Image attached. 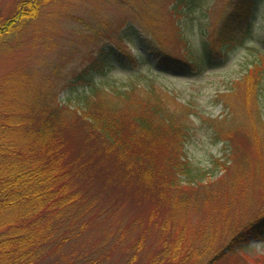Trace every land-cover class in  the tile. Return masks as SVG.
Instances as JSON below:
<instances>
[{"label": "trees", "instance_id": "obj_1", "mask_svg": "<svg viewBox=\"0 0 264 264\" xmlns=\"http://www.w3.org/2000/svg\"><path fill=\"white\" fill-rule=\"evenodd\" d=\"M219 2L172 0L168 11L155 17L169 22L168 39L158 33L157 22L146 19L125 21L114 37L117 41L103 32L108 42L99 46L96 58L72 73L69 98L57 100L49 78V86L34 87L14 71L0 77V264H115L112 255L121 243V264H214L218 252L194 253L212 245V230L198 225V237L190 235L187 227L192 225L175 213L174 232L151 254L142 248V238L128 242L121 225H109L110 207L99 209L86 187L99 183L101 191H110L111 182H119L140 187L148 202L169 205L199 199L206 171H193L185 146L201 114L179 79L215 71L245 48L251 58L240 65L242 71L228 90L241 81L257 110L264 94V26L259 22L264 0H235L216 13ZM27 3L22 0L10 16H0V47L25 22L26 12L20 10ZM134 23L150 30L142 32ZM195 29L210 36L199 46L189 38ZM151 64L179 79H158ZM112 68L126 73L121 83L101 73ZM218 96L217 102L229 106L228 93ZM210 124L212 137L229 140L230 129ZM114 174L119 178L112 179ZM260 211L229 235L235 238L252 226L264 228V209ZM95 223L102 224L96 234L91 232ZM180 239L191 243L178 261Z\"/></svg>", "mask_w": 264, "mask_h": 264}, {"label": "rangeland", "instance_id": "obj_2", "mask_svg": "<svg viewBox=\"0 0 264 264\" xmlns=\"http://www.w3.org/2000/svg\"><path fill=\"white\" fill-rule=\"evenodd\" d=\"M20 1L0 0V16H10ZM35 1L29 0L27 9H19L26 12L25 22L20 23L15 34H8L4 46L0 47V77L14 71L17 77L25 75L34 87L49 86L46 84V78H49L50 89L55 90L53 94L57 100L71 96L69 81L72 73L96 58L100 53L99 46L108 42L103 32H108L114 39L125 21L142 19L157 22L158 33L165 39L171 31L169 22L155 17L158 19L168 11L172 0H41L40 4ZM232 2L235 0H220L216 13L223 12ZM261 12L259 22L264 26V2ZM134 24L142 32L150 30L145 24ZM209 37L197 29L189 34L197 46ZM171 40L177 46L176 39ZM250 53L240 48L223 67L195 78L179 79L156 64L150 65L158 79H179L184 93L193 94L195 110L201 114V120L196 119L192 124V141L186 144L185 153L193 171L205 170L206 174L202 177L198 200L189 197L187 201L181 199L171 205L153 203V199L148 202L140 187L124 186L119 182L112 181L110 191H101L99 183H96L98 186H87L86 192L98 199L99 209L110 207L109 225L112 228L121 225L124 228L122 236L128 238V242H138L142 238V248L154 253L162 243L160 240L174 232L171 224L176 213L188 222L187 225H192L187 227L190 235L198 237L194 231L198 225L204 227V231H213L215 241L212 245L194 253L202 252L206 256L218 252L214 264H264L263 227L252 226L235 238L229 235V230L244 226L264 209V94L259 95L257 110L253 99L246 98L241 81L228 90L231 81L238 79L242 71L240 65L251 58ZM260 57L264 62L262 54ZM145 65L148 63L142 64L141 68ZM101 73L117 83H121L126 74L118 68ZM221 92L229 94L226 97L229 106L217 102ZM210 123L214 129H230L233 133L229 132V140L222 142V138L212 137L207 126ZM116 178L119 177L114 174L112 179ZM209 222L211 227H205ZM162 225L164 230L160 233ZM175 225L179 227L177 221ZM91 229L96 234L102 230V224L95 223ZM168 241L172 242L173 237ZM190 243L180 239L176 260L184 257V249ZM123 245L121 243L112 255L115 264H121ZM132 255L141 256L138 253Z\"/></svg>", "mask_w": 264, "mask_h": 264}]
</instances>
